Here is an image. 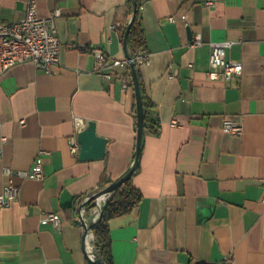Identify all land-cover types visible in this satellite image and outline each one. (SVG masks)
I'll return each mask as SVG.
<instances>
[{
	"label": "crops",
	"instance_id": "obj_1",
	"mask_svg": "<svg viewBox=\"0 0 264 264\" xmlns=\"http://www.w3.org/2000/svg\"><path fill=\"white\" fill-rule=\"evenodd\" d=\"M205 1L139 6L150 61L137 73L149 121L130 177L140 200L108 222L113 264H194L229 252L235 264H264V0ZM35 2L41 17L59 12V63L45 72L21 62L0 77V192L3 166L28 169L41 150L44 177L14 178L17 197L0 210V264H89L77 205L130 168L137 127L133 85L96 74L92 49L126 58L120 32L132 13L128 0ZM26 4L0 0V19H22ZM196 34L202 44L189 46ZM222 40L243 67L230 80L206 76L209 44ZM74 116L95 122L102 158L70 151ZM225 118L242 132L223 131ZM48 211L59 225L41 219Z\"/></svg>",
	"mask_w": 264,
	"mask_h": 264
},
{
	"label": "built area",
	"instance_id": "obj_2",
	"mask_svg": "<svg viewBox=\"0 0 264 264\" xmlns=\"http://www.w3.org/2000/svg\"><path fill=\"white\" fill-rule=\"evenodd\" d=\"M204 4L210 6L213 2L212 0H206ZM58 13L56 9L50 15L41 17L37 13L35 0H27L25 15L22 19L10 22H5L0 19V77L15 64L26 61L33 62L37 68L45 72L52 71V67L59 63L60 57V41L54 22V18ZM181 18L184 19V16L182 15ZM169 20L173 22L176 18L170 16ZM117 25L112 24L111 28L115 29ZM232 43L231 40L210 42L209 68L206 71L208 78L230 80L242 73V64L227 57V50ZM200 44H202V41L199 34L194 35L189 41V46H198ZM78 49L86 50L88 47L79 45ZM92 53L94 56L95 73L106 81H111L114 78L120 80L124 88L133 85L130 63H133L135 68H139L142 65L149 64L150 61V55L144 49H141L130 58L123 59L112 58L100 48L92 49ZM73 120L75 133L70 138L69 148L72 153L76 154L79 151L77 133L85 127L87 122L78 116H74ZM171 124L176 125V120H172ZM221 128L223 131L234 135L240 134L243 130L240 123L228 118L223 120ZM42 153V150L39 151L33 164L28 169L13 170L9 166H3L2 174L5 177V183L0 192V210L8 206L17 197L18 186L14 181L16 176L37 180H41L44 177ZM260 181L264 187V177L260 178ZM111 194L112 192L104 193L90 201L92 203L91 216L87 214V203L80 206L91 194L80 199L77 205L75 221L78 224L84 222L85 226L88 227L90 223L98 218ZM262 201L264 202V197ZM41 219L55 226L61 222L60 215L54 211L45 212ZM86 236H90L91 239L89 243L86 242L88 245H86L85 251L88 257L93 260L96 258V250L91 229H88ZM194 264H235V262L232 254L229 252L218 261L195 262Z\"/></svg>",
	"mask_w": 264,
	"mask_h": 264
},
{
	"label": "trees",
	"instance_id": "obj_3",
	"mask_svg": "<svg viewBox=\"0 0 264 264\" xmlns=\"http://www.w3.org/2000/svg\"><path fill=\"white\" fill-rule=\"evenodd\" d=\"M142 0H128V12L134 13L133 20L126 39V53L131 57L138 53L145 46V36L140 23L139 6ZM124 30H121L120 36L123 40ZM131 69V67H130ZM138 68H136L137 70ZM138 72V70H137ZM138 75V73H137ZM140 85V84H139ZM143 101V127H146L149 121L148 111L149 104ZM130 179L124 181L118 188L112 191L111 196L107 199L102 208L99 217L91 224V231L94 236V247L96 256L101 257L106 264H113L110 248V235L108 222L112 217L122 215L130 211L137 205L140 200L139 191L131 185ZM87 207L92 206L88 202ZM69 218L73 216L74 207H66L64 209ZM92 264V263H89Z\"/></svg>",
	"mask_w": 264,
	"mask_h": 264
},
{
	"label": "water",
	"instance_id": "obj_4",
	"mask_svg": "<svg viewBox=\"0 0 264 264\" xmlns=\"http://www.w3.org/2000/svg\"><path fill=\"white\" fill-rule=\"evenodd\" d=\"M133 16H134V13H132V16L128 24L126 25V28L124 31L123 46H124L125 52H126V39H127V35L130 29L131 22L133 20ZM126 58H130V56L127 53H126ZM130 67H131V77H132V82H133V87H134V92H135L136 115H137L136 145H135L134 160L132 161L130 168L122 176H120L117 180L108 184L105 188L98 190L94 192L93 194H91L90 197L86 201L80 204V206L85 205L86 203L90 202L91 200H94L96 197L104 193L112 192L113 190L118 188L124 181H126L127 179L131 177L135 168L137 167L140 154H141V140H142V133H143L144 110H143V101H142V96H141V91H140V86H139L137 70L135 66L133 65V63H130ZM77 142L79 144L78 157L80 159L87 160V159H98V158L103 157L106 140L104 137L99 136L96 133L94 121L88 120L85 127L77 133ZM92 223H90L88 227L85 226L84 222L80 223L81 226L83 227L84 237L86 236V233L88 229H90ZM86 257L88 261L92 264H106L101 257L96 256V258L93 260H91L87 254H86Z\"/></svg>",
	"mask_w": 264,
	"mask_h": 264
},
{
	"label": "rangeland",
	"instance_id": "obj_5",
	"mask_svg": "<svg viewBox=\"0 0 264 264\" xmlns=\"http://www.w3.org/2000/svg\"><path fill=\"white\" fill-rule=\"evenodd\" d=\"M88 209H90V210H91V206H89V207H88Z\"/></svg>",
	"mask_w": 264,
	"mask_h": 264
}]
</instances>
